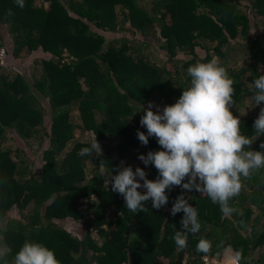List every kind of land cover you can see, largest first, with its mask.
Segmentation results:
<instances>
[{
    "label": "trees",
    "instance_id": "1",
    "mask_svg": "<svg viewBox=\"0 0 264 264\" xmlns=\"http://www.w3.org/2000/svg\"><path fill=\"white\" fill-rule=\"evenodd\" d=\"M24 4L0 0V223L12 248L9 264L25 240L43 243L61 264H177L180 250L169 237L183 213L173 217L170 209L182 189L171 190L161 209L149 201L146 212L132 213L104 176L117 174L111 169L121 161L145 168L138 155L160 148L153 137L147 146L137 139L138 129L147 134L142 109L149 101L175 103L188 87L187 68L213 56L236 81L231 111L242 133L253 138V150L264 151V135L252 127L260 106L248 103L250 83L264 74V0ZM95 137L102 155L81 156ZM145 171L148 179L158 176L151 165ZM184 195L201 229L181 264L200 260L201 238L214 252L221 241L243 249L242 264H264V170L230 202L242 215L222 219L206 195ZM14 207L18 215L10 213Z\"/></svg>",
    "mask_w": 264,
    "mask_h": 264
},
{
    "label": "clouds",
    "instance_id": "2",
    "mask_svg": "<svg viewBox=\"0 0 264 264\" xmlns=\"http://www.w3.org/2000/svg\"><path fill=\"white\" fill-rule=\"evenodd\" d=\"M18 7L25 6L24 0H16ZM8 14L13 13L9 9ZM190 78L188 87L182 90L175 103L162 108L149 101L140 119V131L136 136L141 145L147 146L149 138H155L160 150L138 155L143 165L153 166L158 176L148 179L145 168L124 166L111 169L115 175L105 177L111 183V191L120 194L128 211L140 213L151 207L161 209L169 203L168 193L175 187L182 192L170 209L175 217L183 213L180 230L173 225L174 234L169 237L177 249L189 247V235L200 232L199 213L184 193L193 191L206 195L213 204H218L222 219L242 212L231 205L244 187V181L264 170V151L253 150V138L241 131V119L231 109L236 106L234 99L236 81L219 59L213 56L207 62H196L187 68ZM251 98L249 108L260 106L253 122L254 135H264V74L259 75L249 85ZM155 108V110H153ZM264 150V142L259 144ZM102 155L101 145L94 138L90 147L82 148L81 156ZM100 168L103 172L104 164ZM103 176V175H102ZM142 182V183H141ZM6 184V179L0 181ZM139 189H144L143 192ZM6 226L0 223V264H9L12 248L5 243L3 232ZM213 250L212 241L201 238L196 244V252L207 260L210 256H222L223 264H242L246 258L243 249L235 250L221 241ZM201 259V258H200ZM182 262V261H181ZM11 264H61L53 250L43 243L25 240L15 252ZM195 264V263H194Z\"/></svg>",
    "mask_w": 264,
    "mask_h": 264
},
{
    "label": "rangeland",
    "instance_id": "3",
    "mask_svg": "<svg viewBox=\"0 0 264 264\" xmlns=\"http://www.w3.org/2000/svg\"><path fill=\"white\" fill-rule=\"evenodd\" d=\"M231 59V58H230ZM242 61L240 59H237L235 61V64L236 65H240ZM20 70H22L24 73L27 72V65L26 64H20ZM10 213L11 214H14V215H18L19 214V211L17 208H12L10 209ZM72 221L70 220H67V221H64L63 223L66 224L68 226L69 229L73 230V231H78L79 230V226L78 225H75L73 223H71ZM259 254V251L257 252ZM255 253V254H257Z\"/></svg>",
    "mask_w": 264,
    "mask_h": 264
},
{
    "label": "built area",
    "instance_id": "4",
    "mask_svg": "<svg viewBox=\"0 0 264 264\" xmlns=\"http://www.w3.org/2000/svg\"><path fill=\"white\" fill-rule=\"evenodd\" d=\"M2 52H3V49L1 48L0 54H2ZM195 264H223V259H222V256L213 255V256L208 257V259L206 260L202 254L201 259Z\"/></svg>",
    "mask_w": 264,
    "mask_h": 264
},
{
    "label": "water",
    "instance_id": "5",
    "mask_svg": "<svg viewBox=\"0 0 264 264\" xmlns=\"http://www.w3.org/2000/svg\"><path fill=\"white\" fill-rule=\"evenodd\" d=\"M179 189H181V188L179 187ZM190 240H191V234L189 235V243H190ZM187 249H185L183 251L180 250L179 255H178V259H177V264H181L182 258L184 256V254L186 253Z\"/></svg>",
    "mask_w": 264,
    "mask_h": 264
}]
</instances>
